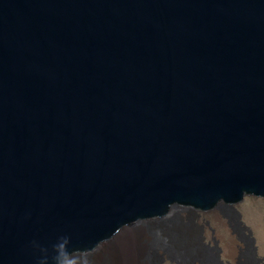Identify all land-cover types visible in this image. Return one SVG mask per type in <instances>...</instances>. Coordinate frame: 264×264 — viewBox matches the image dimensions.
Instances as JSON below:
<instances>
[{
  "label": "water",
  "instance_id": "obj_1",
  "mask_svg": "<svg viewBox=\"0 0 264 264\" xmlns=\"http://www.w3.org/2000/svg\"><path fill=\"white\" fill-rule=\"evenodd\" d=\"M248 201L264 0H0V264H87L134 235L153 264L209 247L215 211L252 234Z\"/></svg>",
  "mask_w": 264,
  "mask_h": 264
},
{
  "label": "rangeland",
  "instance_id": "obj_2",
  "mask_svg": "<svg viewBox=\"0 0 264 264\" xmlns=\"http://www.w3.org/2000/svg\"><path fill=\"white\" fill-rule=\"evenodd\" d=\"M238 210L242 214V218L244 222L252 230V234H248V236L253 240L252 247H254V253L252 254L250 244L248 243L249 241L244 236L238 237L236 233L233 232V230L230 228L227 220H225V218H223L217 212L220 218L227 223L228 230L225 229L218 222V220L214 217V214L205 217V219L206 218L209 219L211 225H214L216 227L217 229L216 232L220 237L223 238L224 236H226V239H224L222 243L217 244L221 249V258L224 264H226V261H228L230 264H236V262L232 258L224 256V253L227 252L226 243H228L229 241V235L232 234L233 236L236 237V240L242 246L241 264H251V262H253V258L258 259L256 264H264V252L261 250L260 247L259 232H258L263 222L259 221V219L256 218L257 212L262 214L264 213V203L259 201L240 202V208ZM250 218L252 219L250 220ZM198 222H202V218L198 219ZM140 239H142L141 235H140ZM139 252H141V247L139 246V241L137 239V236L134 235V237L117 240V245L110 246L109 251H107V255L106 254L105 255L107 257L112 256L114 260L122 264H143L139 256ZM87 262H88L87 264H90L89 259H87ZM162 264H170V261L164 260Z\"/></svg>",
  "mask_w": 264,
  "mask_h": 264
},
{
  "label": "bare ground",
  "instance_id": "obj_3",
  "mask_svg": "<svg viewBox=\"0 0 264 264\" xmlns=\"http://www.w3.org/2000/svg\"><path fill=\"white\" fill-rule=\"evenodd\" d=\"M213 214H214V217L218 220V222L225 229H227V223L220 218L217 211H215ZM263 214L257 212L256 218L259 219V221L263 222L258 232H259L260 247H261V250L264 252V215ZM251 219L252 218H250V220ZM200 223L203 224V218H202V222ZM203 227L204 229H206L205 224L203 225ZM142 237L144 236L141 235V238ZM244 237L249 241L248 243L250 244V248L253 254L254 253V247H252L253 240L248 235H245ZM241 248L242 246L238 243V241L236 240V237L230 234L229 241L228 243H226L227 252L224 253V256L232 258L236 262V264H241V258H242ZM109 249L110 247L100 252L95 258L89 259L90 264H122L114 260L112 256H108V257L106 256L107 251H109ZM166 260H169L170 264H173V263L175 264H224L221 258V249L219 248L217 244L209 246V247H205L199 250H195V251H192L186 254H182L176 257H172ZM257 261L258 259L253 258V262H251V264H256ZM163 262L164 260L153 263V264H162ZM68 264H73V263L69 262ZM226 264H230V263L226 261Z\"/></svg>",
  "mask_w": 264,
  "mask_h": 264
},
{
  "label": "flooded vegetation",
  "instance_id": "obj_4",
  "mask_svg": "<svg viewBox=\"0 0 264 264\" xmlns=\"http://www.w3.org/2000/svg\"><path fill=\"white\" fill-rule=\"evenodd\" d=\"M213 231H211L210 229H208L206 227V229H204V244H206L207 246H212V245H215V244H219V243H222L224 241V239H226V236H224L223 238L220 237L218 235V233L216 232L217 229L214 225H211ZM207 231V233H205ZM209 231V232H208Z\"/></svg>",
  "mask_w": 264,
  "mask_h": 264
}]
</instances>
